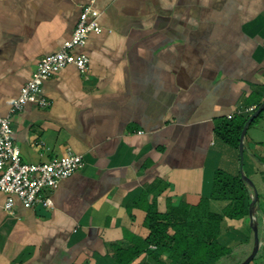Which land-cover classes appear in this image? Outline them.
Returning <instances> with one entry per match:
<instances>
[{
  "label": "crops",
  "instance_id": "obj_1",
  "mask_svg": "<svg viewBox=\"0 0 264 264\" xmlns=\"http://www.w3.org/2000/svg\"><path fill=\"white\" fill-rule=\"evenodd\" d=\"M87 6L101 29L73 51L87 70L50 75L38 93L49 104L27 103L10 118L24 163L70 150L83 165L41 191L50 206L15 200L10 215L0 193V264H118L145 237L153 203L158 213L195 205L217 169L259 174L251 126L242 157L215 126L263 102L264 0H0L1 116ZM226 205L208 202L216 214ZM250 229L248 215L224 218L217 241L246 258ZM140 262L152 259L131 264Z\"/></svg>",
  "mask_w": 264,
  "mask_h": 264
},
{
  "label": "trees",
  "instance_id": "obj_2",
  "mask_svg": "<svg viewBox=\"0 0 264 264\" xmlns=\"http://www.w3.org/2000/svg\"><path fill=\"white\" fill-rule=\"evenodd\" d=\"M260 104L261 100L257 102L256 108ZM263 112L264 110L252 120L249 127L261 118ZM247 119L248 117L234 116L221 120L215 126V134L226 145L238 151L239 137ZM210 200L227 202L221 214L209 211ZM250 200L247 187L239 175L233 176L217 169L214 171L210 196L201 197L195 205L181 201L176 206H167L164 213H158L156 203H153L145 216V237H138L137 243L120 252L117 263L131 264L143 255L152 259L150 264H216L233 249L217 241L221 221L224 218H247ZM262 219L264 224L263 216ZM261 238L264 241V236ZM261 249L264 250V245L259 251ZM261 252L248 264L259 258Z\"/></svg>",
  "mask_w": 264,
  "mask_h": 264
},
{
  "label": "built area",
  "instance_id": "obj_3",
  "mask_svg": "<svg viewBox=\"0 0 264 264\" xmlns=\"http://www.w3.org/2000/svg\"><path fill=\"white\" fill-rule=\"evenodd\" d=\"M91 15V8H84L71 37L57 51L40 58L29 81L11 103L8 114L0 115V193L5 195L2 208L10 215L14 214L15 200L25 208L37 204L50 206V201L41 197V191L54 189L60 181L72 176L83 165L82 157L70 150L64 156L46 163H24L12 140L10 118L27 103H37L41 107L49 104L44 98H39L38 93L43 81L50 75L68 65L74 66L79 72L87 70L88 58L75 55L73 51L85 45L90 33H100L101 29Z\"/></svg>",
  "mask_w": 264,
  "mask_h": 264
},
{
  "label": "rangeland",
  "instance_id": "obj_4",
  "mask_svg": "<svg viewBox=\"0 0 264 264\" xmlns=\"http://www.w3.org/2000/svg\"><path fill=\"white\" fill-rule=\"evenodd\" d=\"M247 140L250 139L254 140L253 150L255 155L257 156V162L259 164V174L256 176H252L250 179L255 185V188L257 190V194L259 196V210L256 213V219L258 222V229H259V237L264 236V224L262 216L264 217V112L262 113L261 118H259L255 123L251 124V129H249L248 134L246 136ZM256 142H258L256 144ZM262 155L263 158H260ZM251 230V229H250ZM253 232L251 231V235ZM261 239V246L264 245V241ZM251 243V244H250ZM249 243L248 246L252 245V241ZM247 246V247H248ZM244 248L239 247L236 249H232L231 253L222 259H220L216 264H239V262H242L245 258H243L242 250ZM260 249V248H259ZM263 249H261L258 252H261ZM241 253V254H239ZM261 256L259 258H256L251 264H264V250L260 254Z\"/></svg>",
  "mask_w": 264,
  "mask_h": 264
},
{
  "label": "water",
  "instance_id": "obj_5",
  "mask_svg": "<svg viewBox=\"0 0 264 264\" xmlns=\"http://www.w3.org/2000/svg\"><path fill=\"white\" fill-rule=\"evenodd\" d=\"M264 110V101L260 104V106L248 117L245 124L243 125L240 137H239V144H238V152L240 157H242L243 150H244V138L246 131L254 118H256L262 111ZM240 178L247 187V191L251 198L249 206H248V218H249V225L251 228L252 234V249L250 254L239 264H248L259 251L261 245V238L259 237L258 233V222L256 219V213L259 210V199L257 190L253 182L243 174L241 166H240Z\"/></svg>",
  "mask_w": 264,
  "mask_h": 264
}]
</instances>
